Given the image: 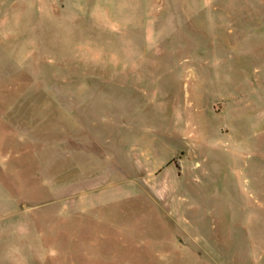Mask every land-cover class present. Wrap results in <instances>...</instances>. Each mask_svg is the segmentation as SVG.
Segmentation results:
<instances>
[{"label":"rangeland","instance_id":"rangeland-1","mask_svg":"<svg viewBox=\"0 0 264 264\" xmlns=\"http://www.w3.org/2000/svg\"><path fill=\"white\" fill-rule=\"evenodd\" d=\"M0 264H264V0H0Z\"/></svg>","mask_w":264,"mask_h":264}]
</instances>
